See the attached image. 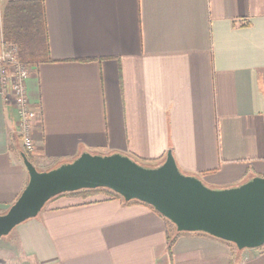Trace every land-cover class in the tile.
Listing matches in <instances>:
<instances>
[{
	"label": "crops",
	"instance_id": "1",
	"mask_svg": "<svg viewBox=\"0 0 264 264\" xmlns=\"http://www.w3.org/2000/svg\"><path fill=\"white\" fill-rule=\"evenodd\" d=\"M31 66L25 153L0 81V214L83 152L162 163L213 189L264 177V0H0V46ZM141 202L69 192L0 237V264H264Z\"/></svg>",
	"mask_w": 264,
	"mask_h": 264
},
{
	"label": "water",
	"instance_id": "2",
	"mask_svg": "<svg viewBox=\"0 0 264 264\" xmlns=\"http://www.w3.org/2000/svg\"><path fill=\"white\" fill-rule=\"evenodd\" d=\"M23 160L29 180L17 200L0 214V237L35 217L56 195L102 187L126 201L151 205L178 231H202L239 249L264 245V177L213 189L198 177L182 173L170 151L156 167L142 166L120 153L83 152L44 171L25 154Z\"/></svg>",
	"mask_w": 264,
	"mask_h": 264
},
{
	"label": "built area",
	"instance_id": "3",
	"mask_svg": "<svg viewBox=\"0 0 264 264\" xmlns=\"http://www.w3.org/2000/svg\"><path fill=\"white\" fill-rule=\"evenodd\" d=\"M31 66L21 62L18 58V49L14 44L2 43L0 46V81L5 94H9L16 111L18 125L21 129L23 148L25 153L34 150L31 135V125L35 113L31 109L27 96L25 81L30 73Z\"/></svg>",
	"mask_w": 264,
	"mask_h": 264
},
{
	"label": "trees",
	"instance_id": "4",
	"mask_svg": "<svg viewBox=\"0 0 264 264\" xmlns=\"http://www.w3.org/2000/svg\"><path fill=\"white\" fill-rule=\"evenodd\" d=\"M20 61L22 62V60H20ZM131 159H133L135 162H137L138 164L145 166V167H156L160 164V163H154V165H153V164H150L148 162L141 161V160H138V159H135L132 157H131ZM103 191L106 192L109 197H112V198L120 197L119 194H117V193H115V192H113L107 188H102V187L93 188V189H82L79 191H74V192H69V193L78 194L79 196H83L85 198V197H88V196H91V195H94V194H97V193L103 192ZM123 201L125 203L140 202V201L134 200V199L129 200V201H126L125 199H123ZM141 203H144V202H141ZM145 204H147V203H145ZM147 205H149V204H147ZM149 206L152 207L151 205H149ZM166 221L168 223L166 226V232H167V238H168V247H170L172 245V243L175 241L177 235L179 234V231L176 229V226L172 222H170L168 219H166Z\"/></svg>",
	"mask_w": 264,
	"mask_h": 264
},
{
	"label": "rangeland",
	"instance_id": "5",
	"mask_svg": "<svg viewBox=\"0 0 264 264\" xmlns=\"http://www.w3.org/2000/svg\"><path fill=\"white\" fill-rule=\"evenodd\" d=\"M94 154V153H93ZM148 163H150V164H153L154 165V163H151V162H148Z\"/></svg>",
	"mask_w": 264,
	"mask_h": 264
}]
</instances>
